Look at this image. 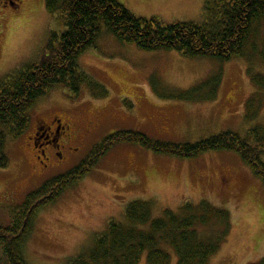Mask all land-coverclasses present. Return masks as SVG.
I'll return each instance as SVG.
<instances>
[{
    "label": "rangeland",
    "instance_id": "374dc122",
    "mask_svg": "<svg viewBox=\"0 0 264 264\" xmlns=\"http://www.w3.org/2000/svg\"><path fill=\"white\" fill-rule=\"evenodd\" d=\"M117 1L135 17L156 19L165 26L205 22L203 0ZM21 2L19 9L0 10V79L41 63L49 55L51 33L63 30L58 16L46 10L45 0ZM255 28L248 58L231 62L188 59L175 51H141L104 29L97 49L78 63L103 92L94 94L85 87L75 98L59 86L30 112L28 130L8 139L9 166L0 169V226L10 219L6 200L23 202L48 180L80 165L97 144L122 131L177 144L233 132L258 147L250 133L260 128L259 137L264 139V87L255 83L264 82V24ZM57 117L76 136L86 137V144H76L77 156L65 153L62 165L52 159L53 170L46 172L31 136L38 121L50 125ZM261 158L264 161V154ZM136 200L152 203L156 218L165 210L179 211L186 203L206 200L229 211L232 224L209 264H255L264 259V185L237 154L212 152L181 160L124 144L57 203L42 209L26 243L28 264H64L87 253L94 236L107 231L110 222L126 223V207ZM176 260L173 255L172 264ZM140 264H147L145 257Z\"/></svg>",
    "mask_w": 264,
    "mask_h": 264
},
{
    "label": "trees",
    "instance_id": "16d2710c",
    "mask_svg": "<svg viewBox=\"0 0 264 264\" xmlns=\"http://www.w3.org/2000/svg\"><path fill=\"white\" fill-rule=\"evenodd\" d=\"M45 6L48 13L58 16L63 29L51 33L48 57L0 79L2 170L9 166L8 139H17L28 130L30 112L38 101L59 86L65 87L75 98L85 87L94 94L103 92L102 86L81 70L78 63L89 50L97 49L104 29L120 43L135 45L141 51H175L188 59L231 62L240 57L248 58L246 50L255 27L264 24V0H203L204 23L171 26L156 19L137 18L117 0H45ZM255 83L259 89L264 87V82ZM202 87L203 84L194 91ZM260 131L258 128L250 133L258 147L249 145L233 132L196 144L167 143L125 131L106 138L93 147L80 165L48 180L11 209V224L0 226L2 264H28L26 243L34 232L39 213L90 175L115 147L131 144L181 160L196 159L212 152H233L264 185L261 158L264 139L259 137ZM125 219V224L110 222L107 231L94 236L87 253L68 258L64 264H140L144 257L147 264H172L173 255L177 264H209L232 227L229 211L206 200L197 205L186 203L179 211L165 210L159 218L154 217L152 203L136 200L127 205ZM255 264H264V259Z\"/></svg>",
    "mask_w": 264,
    "mask_h": 264
},
{
    "label": "flooded vegetation",
    "instance_id": "af4514ba",
    "mask_svg": "<svg viewBox=\"0 0 264 264\" xmlns=\"http://www.w3.org/2000/svg\"><path fill=\"white\" fill-rule=\"evenodd\" d=\"M21 0H0V10L1 9H19L21 7ZM73 130L65 124L60 118H52L50 125L45 121H38L35 126L34 136H31V142L34 149L38 152L37 160L43 165V169L46 172L53 170L52 159H55L60 165L63 164L65 160V153H70L72 155H79L80 152L78 148H74L76 144H86L82 137H78L74 134ZM59 168V167H58ZM19 199L11 198L6 200L7 203L11 205V209L15 208ZM6 208V206H4ZM11 212V210H10ZM9 214V223L11 224V214ZM7 225V226H8ZM3 256V251L0 250V264H2L1 259Z\"/></svg>",
    "mask_w": 264,
    "mask_h": 264
}]
</instances>
